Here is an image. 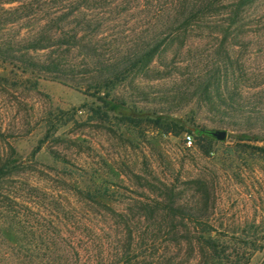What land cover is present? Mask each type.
<instances>
[{"label":"rangeland","instance_id":"1","mask_svg":"<svg viewBox=\"0 0 264 264\" xmlns=\"http://www.w3.org/2000/svg\"><path fill=\"white\" fill-rule=\"evenodd\" d=\"M182 1L136 0L105 16V60L166 42L148 69L113 90L121 110L94 95L98 67L81 54L75 83L36 75L18 46L0 55V264H35L30 257L47 254L38 244L48 239H100L111 264H124V252L130 264H264V0H187L217 3L211 19L220 30L155 20L154 11ZM17 31L0 30V41ZM214 72L219 115L197 89ZM170 203L186 211L170 215Z\"/></svg>","mask_w":264,"mask_h":264},{"label":"trees","instance_id":"2","mask_svg":"<svg viewBox=\"0 0 264 264\" xmlns=\"http://www.w3.org/2000/svg\"><path fill=\"white\" fill-rule=\"evenodd\" d=\"M132 1L136 0H0V19H4L0 21V30L18 28L17 38L0 41V55L7 57L9 51L18 46L24 52V57L18 59L24 65H29L36 75L75 83L80 74L77 72L80 65L77 66V60L81 54V59L87 61V64L98 67V78L94 85L89 86L94 88V95L109 111L126 108L125 102L111 98L113 90L132 74L148 69L162 53L166 43L157 37L144 42L140 47L124 49L122 56L110 60H105V57L99 54L103 41H109L108 35H105V30L108 29L105 28V16L131 11L127 5ZM217 5L211 1L184 0L175 5L170 4L166 10L154 11V18L156 20L167 15L163 25L174 27L176 30L200 27L203 21L213 23L216 30H220L224 28V23L216 18L213 21V17H217ZM243 5V2L236 4L235 11L239 12ZM112 39L111 45L121 48L122 43L118 44L119 40L115 37ZM40 53L46 55L43 61L34 57L25 60L28 55ZM220 77V74L214 72L208 79H200L197 83V89L204 92L207 102L218 108L216 115L221 114L219 106H222L215 104L216 101L222 102L221 94H218L221 88ZM132 115L128 117L129 120L134 121L135 117H140L136 112ZM188 131L190 134L213 138L209 130L189 128ZM5 167L9 165L6 164ZM87 196L92 200L104 197L100 193H88ZM164 207L170 215L186 211L175 203ZM145 208L150 209L151 206ZM126 227L129 236L133 237L135 231L131 224L127 222ZM99 241L100 239L84 242L48 239L38 244L41 245L40 249L43 248L45 253H48L41 257L31 256L30 259L35 264H111V252H107L108 249ZM201 245L215 248L211 240H204ZM123 255L124 264L132 263V259L128 260L127 252Z\"/></svg>","mask_w":264,"mask_h":264},{"label":"water","instance_id":"3","mask_svg":"<svg viewBox=\"0 0 264 264\" xmlns=\"http://www.w3.org/2000/svg\"><path fill=\"white\" fill-rule=\"evenodd\" d=\"M209 133L213 138L221 142L225 141L228 137L227 130H214V131H210Z\"/></svg>","mask_w":264,"mask_h":264},{"label":"built area","instance_id":"4","mask_svg":"<svg viewBox=\"0 0 264 264\" xmlns=\"http://www.w3.org/2000/svg\"><path fill=\"white\" fill-rule=\"evenodd\" d=\"M186 141H187V143H188L189 145H191V144L193 143V140H192V137H191V136H188V137L186 138Z\"/></svg>","mask_w":264,"mask_h":264}]
</instances>
